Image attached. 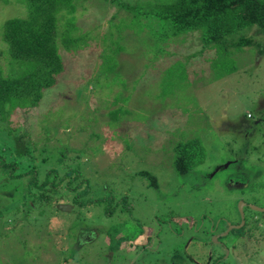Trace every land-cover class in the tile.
Wrapping results in <instances>:
<instances>
[{
    "label": "rangeland",
    "instance_id": "1",
    "mask_svg": "<svg viewBox=\"0 0 264 264\" xmlns=\"http://www.w3.org/2000/svg\"><path fill=\"white\" fill-rule=\"evenodd\" d=\"M78 2L86 6L79 7L81 33L120 39L124 27L119 74L132 92L124 98L128 109L111 113L117 106L101 103L107 95L96 78L100 41L91 39L76 52L61 47L66 70L55 90L40 107L12 118L21 127L13 134L0 124V264H210L205 254L221 251L211 236L240 221V231L223 234L231 252L218 264H264V212L256 210L264 208V55L246 46L212 71L205 59L216 55L211 49L193 58L206 70L192 69L170 83L173 72L145 64L158 62L156 53L169 62L200 53L198 32L184 44L183 37L162 43L170 52L163 54L131 9L112 0ZM18 15L0 2L1 42L3 22ZM247 33L264 43L260 29ZM0 66L7 70L1 55ZM131 120L134 128L148 124L147 130L121 131ZM181 147L196 153L186 174L174 163ZM53 181L59 194L51 210L42 199L28 198L29 186L47 193L51 186L43 183ZM241 201L253 206L245 209L244 225ZM123 239L131 244L126 251L119 249ZM193 242L202 254H195Z\"/></svg>",
    "mask_w": 264,
    "mask_h": 264
},
{
    "label": "trees",
    "instance_id": "2",
    "mask_svg": "<svg viewBox=\"0 0 264 264\" xmlns=\"http://www.w3.org/2000/svg\"><path fill=\"white\" fill-rule=\"evenodd\" d=\"M0 2L7 6L11 5L15 12L20 14L7 17L3 22L1 32L3 42L0 41V55L7 62L6 71L0 66V124L4 123V126L9 128L10 134L21 128L15 125L16 122L12 121V118L16 114L20 117L26 113L25 111H33L43 105L47 92L55 90V86L59 84L60 76L66 70L60 52L61 47L63 46L66 51L76 52L82 47L89 46L91 39L100 41L101 45L96 78L107 95L102 96L101 103L105 100L107 104L117 106L111 109V113L116 114H119L118 110L123 111V108H127L124 98H129L132 92L128 93L127 89H123L127 82L125 83L119 74L121 69L124 76L125 65L120 59V55L126 51V47L121 45L124 27L120 32V39L118 36L115 37L114 33L100 37L89 35V32L81 33V27L77 23L81 14L79 7L86 10V6L79 4L78 0H0ZM112 3L134 11V22L148 30L147 35L153 36L158 51L163 54L169 52L163 46L164 42L177 41L176 39L183 37L184 44L187 36L194 32L199 33L203 44L198 50L200 53L193 52L185 56L184 60L177 59L174 62L164 60L163 56L156 53L155 59L158 58V62L145 64L151 71L160 69L162 72L166 70L173 72L175 76L170 78V83L177 84L184 76H188L192 69L206 70L201 61L194 62L193 58L211 49L215 50L216 55L205 59L209 61L207 67L212 71L220 65L233 61L234 54L246 46H254L260 55H264V43L256 41L247 33L256 27L264 35V0H136L134 4L112 0ZM110 30L115 32L116 27L110 25ZM241 32H246L247 35L237 37ZM147 54L148 52H144L143 56ZM194 64L201 67L193 68ZM228 72L230 70L218 75L222 77ZM114 74L119 75L114 76ZM156 96L154 95L153 98L155 99ZM160 97L157 99L159 100ZM131 121V124L125 123L120 130L129 134L131 128L137 132H144L148 128V124L142 123L134 128L133 125L136 123ZM195 155L193 149L185 151L184 147H181L178 156L174 158L178 173L189 172L190 166L196 161ZM151 174L143 173L154 187H158L159 180ZM43 184H49L51 190L47 193L39 192L37 189L39 185L33 188L29 186L26 193L28 198H36L35 201L38 199L45 201L44 208L51 210L50 200L54 199V194H59L58 185L55 181ZM75 192L76 190L71 193ZM54 201L57 203L56 200ZM29 203L27 199L25 205ZM84 206L86 205L78 204L79 209ZM246 221L245 216V224ZM90 239L93 240V237ZM62 240L56 243L59 248L64 246ZM193 243L196 252L200 244ZM129 244L123 239L118 247L126 251ZM206 258H209L208 255ZM214 261L215 259L210 264H214Z\"/></svg>",
    "mask_w": 264,
    "mask_h": 264
},
{
    "label": "flooded vegetation",
    "instance_id": "3",
    "mask_svg": "<svg viewBox=\"0 0 264 264\" xmlns=\"http://www.w3.org/2000/svg\"><path fill=\"white\" fill-rule=\"evenodd\" d=\"M236 181H241V180H236ZM247 204H248V206H249V202H246ZM248 206H245V208H244V211L246 212V208H249ZM260 212V211H259ZM260 213H263V212H260ZM245 216H246V218H247V214H245ZM233 223V222H232ZM239 223H241V221L239 222ZM239 223H237L238 225H239ZM228 227H230V226H228ZM228 227L225 229V230H219V227H218V229L216 230V232H214V235H215V237L214 236H211V240H213V239H215L216 238V236H217V238H216V241H218L219 243H220V247H221V251L220 252H217V254H214L213 253V250H212V252H210V253H206L205 255H208V257L210 258V260H209V263H213V259H215V261H214V264H218V262L219 261H221L222 259H223V256H224V254L226 253V251L227 252H229V255H230V250H231V246H229L228 244H227V242H225V240L224 239H226V237H223V234H226L227 232H228V234L226 235V236H228V235H230L233 231V229L232 230H228ZM235 230V229H234ZM221 241V242H220ZM191 243V242H190ZM190 243H189V245H190ZM189 245L188 246H186L185 247V249L187 248V247H189ZM203 246H205V244H203ZM236 247V246H235ZM214 250H216L217 251V249H214ZM232 250L233 251H235V248H232ZM187 251V250H186ZM204 251V249L203 248H200V250L198 251H196V254L197 253H199V254H202V252ZM206 252H208V251H206ZM236 252V251H235ZM187 257L188 258H190L191 257V253H187ZM202 264H205V263H202Z\"/></svg>",
    "mask_w": 264,
    "mask_h": 264
},
{
    "label": "water",
    "instance_id": "4",
    "mask_svg": "<svg viewBox=\"0 0 264 264\" xmlns=\"http://www.w3.org/2000/svg\"><path fill=\"white\" fill-rule=\"evenodd\" d=\"M245 206H248V204L246 202H244V201H241L240 202V205H239V210H240L241 218L243 220V225L245 224V211H244ZM250 207L253 208L252 205H250ZM61 209H63V210H69L71 208L69 206H61ZM256 210L257 211H260V212H264V208H256ZM228 225L230 226V230H232V229H239V227H240V225H234L232 223H229ZM227 234H228V232L225 235H227ZM216 238H217V236H216ZM216 238H215V240H216ZM216 242H218V241H216Z\"/></svg>",
    "mask_w": 264,
    "mask_h": 264
},
{
    "label": "clouds",
    "instance_id": "5",
    "mask_svg": "<svg viewBox=\"0 0 264 264\" xmlns=\"http://www.w3.org/2000/svg\"><path fill=\"white\" fill-rule=\"evenodd\" d=\"M251 116V114H249V117ZM57 207V206H56ZM200 248H202V245L200 244V246L198 247V251L200 250Z\"/></svg>",
    "mask_w": 264,
    "mask_h": 264
}]
</instances>
